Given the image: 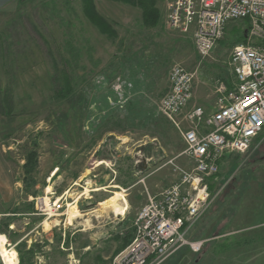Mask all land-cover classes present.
Wrapping results in <instances>:
<instances>
[{
    "label": "rangeland",
    "instance_id": "rangeland-1",
    "mask_svg": "<svg viewBox=\"0 0 264 264\" xmlns=\"http://www.w3.org/2000/svg\"><path fill=\"white\" fill-rule=\"evenodd\" d=\"M103 18L112 36L90 20L79 0H13L0 8V32L13 34L7 42L16 43L10 61L0 59L13 66L7 75L0 66V79L11 83L15 105L14 115L0 116V235L5 248L17 252V264H112L119 227L126 233L133 222H121L109 203L129 194L142 206L150 184L157 194L194 167L180 133L158 109L176 61L160 63L151 94L128 92L127 81L115 80V26ZM248 28L245 21L228 25L217 52L222 65L236 45L249 42ZM170 32L155 29L149 52L158 43L165 54L177 43L202 60L192 33ZM66 42L76 51L62 58L72 61L66 67L73 95L55 99L53 79L62 62L57 49ZM115 124L125 136L115 139ZM29 151L38 154L31 190L23 168ZM222 162L210 181L212 204L187 233L189 240H207L204 249L182 248L159 264H264V133L246 153ZM117 183L134 187L126 193ZM58 199L62 212L40 215L41 204ZM132 211L134 217L138 209Z\"/></svg>",
    "mask_w": 264,
    "mask_h": 264
},
{
    "label": "built area",
    "instance_id": "built-area-1",
    "mask_svg": "<svg viewBox=\"0 0 264 264\" xmlns=\"http://www.w3.org/2000/svg\"><path fill=\"white\" fill-rule=\"evenodd\" d=\"M245 20L249 39L259 43L252 45L249 40L233 48L229 66L236 83L229 90L217 82L213 113L190 107L196 72L181 64L170 70V88L158 109L180 133L184 154L194 167L148 197L133 220L130 243L112 264H159L185 247L202 252L207 240H189L187 233L212 204L210 179L219 174L225 156L246 153L264 133V0H168L167 28L192 33L202 59L212 56L231 22ZM120 84L115 83V88ZM63 210L60 199L38 208L42 216Z\"/></svg>",
    "mask_w": 264,
    "mask_h": 264
},
{
    "label": "crops",
    "instance_id": "crops-1",
    "mask_svg": "<svg viewBox=\"0 0 264 264\" xmlns=\"http://www.w3.org/2000/svg\"><path fill=\"white\" fill-rule=\"evenodd\" d=\"M79 1L82 2V0ZM99 1L103 4L105 11H102L98 7ZM145 1L146 0L143 1L144 4ZM147 1H151L150 3L152 7L158 11L159 22L156 27H150L146 25L143 8L141 7L139 0H95L97 11L102 14L103 17L107 18L109 21H112L115 26V80L119 79L127 81V86L129 87L128 92L151 94L154 87L156 86L155 73L157 72L156 70L159 68L160 63L163 62L167 64V62L169 63V61L174 60L176 61V64H184L187 68L196 72L197 74L194 82L193 99L191 103H193L195 106L203 107L207 113H213L216 110L217 82L220 81L225 83L229 90H232L236 83V78L229 66L228 58L224 60L225 63L222 65L219 61V56H217V52L221 49V43H219L211 57L199 61L198 59L196 60L194 56L190 57L184 53L182 44L177 43L176 45L178 47L167 50V53L165 54H163V51L158 47V43L155 44L156 50L149 52L150 49H154V40L152 36L153 31L159 28L162 33L163 29H168L166 26L168 0ZM11 2H13V0H0V8L7 6ZM147 4H149V2ZM170 33H172L171 35H174L175 37L182 36V33L180 34V32L172 31ZM192 45L195 49L194 43ZM215 66L220 68L215 71ZM166 82L167 90L163 93V96L170 88L169 75L167 76ZM131 88L133 89L131 90ZM119 136H125V134L121 133L119 125L115 124V139ZM234 155L235 154L227 155L223 159L226 158L228 161ZM222 161L220 162V167L223 163ZM212 179H210V181ZM115 181H117V178ZM115 185V187H118V189H121L124 192L126 191V193H128L131 188L134 187V184L129 185L128 183H117ZM154 190L155 188H153L150 184V193L148 192V195H155V193H153ZM118 191L119 190H116L115 192ZM125 196L127 199L124 198L120 202L122 213L117 214L119 220L124 222V224L129 221L133 222L134 217L144 205L143 203L142 206H137L130 201L129 194ZM133 208L138 209L134 217L132 216ZM123 229V226L119 227L120 235L116 237V239L120 241V245L117 248L119 251L116 250V253L123 250L130 243L133 236V228L132 230L128 228V232L126 233H123ZM130 231L132 232L131 236L129 234Z\"/></svg>",
    "mask_w": 264,
    "mask_h": 264
},
{
    "label": "trees",
    "instance_id": "trees-1",
    "mask_svg": "<svg viewBox=\"0 0 264 264\" xmlns=\"http://www.w3.org/2000/svg\"><path fill=\"white\" fill-rule=\"evenodd\" d=\"M23 1L24 0H19V3L22 4ZM139 1H140L141 7L143 8L146 25L150 27H156L159 22L158 11L152 7L150 3L151 1L146 0L145 4L143 3L144 0H139ZM82 2H83L84 11L90 17V20L94 22L95 24H97L101 28V30L106 32L108 35L112 36L113 31L111 30L107 22L104 20V18L101 15H99L96 9L94 0H82ZM148 2L149 4H147ZM245 23L248 25V21L245 20ZM248 34H249V30H248ZM12 35L8 34L7 36L4 32H0V59L7 60L8 55L10 54V51L14 50L16 43L7 42L9 40L7 38L9 37L13 38ZM16 37L17 36H14L15 39L19 40V38H16ZM57 50H58V55L61 58V60L66 54L70 55V54H74V52L76 53L75 48H73V45L70 42L68 43L66 42L64 45L59 47ZM9 61L7 62L6 65L5 64L0 65L1 67L4 68L5 75H7V71L9 73L10 70H13V66H10L8 64ZM71 64H72V61L63 59L62 62H60V64L57 66V69L59 67H61V69L59 70V73H58L59 75H56V77L53 79L54 86H55V91H54L55 99H66L69 96L73 95V87H72L73 79L69 75V70L66 67V66H71ZM8 76H10V74H8ZM12 78L13 76L11 74V79ZM14 113H15V105L13 102L12 85L9 81H7V83H2L0 79V116L9 117L11 115H14ZM23 168H24V173H25V185L27 186L28 190H31V188L36 185V181L34 180L33 176L36 173V170L38 168L37 152L35 151L28 152L26 156V162ZM9 226L10 224L7 225V227ZM248 242L251 243L252 241H248ZM238 245H241V243H239ZM27 254L30 257H32L34 254V248L29 249L27 251ZM24 260H25V255H21L20 261L24 262Z\"/></svg>",
    "mask_w": 264,
    "mask_h": 264
},
{
    "label": "bare ground",
    "instance_id": "bare-ground-1",
    "mask_svg": "<svg viewBox=\"0 0 264 264\" xmlns=\"http://www.w3.org/2000/svg\"><path fill=\"white\" fill-rule=\"evenodd\" d=\"M121 196H118L115 198V200L111 201L109 203V207L113 208V211H115L116 215L122 213V208L119 203ZM6 245V238L3 235H0V255L3 264H17V252L16 251H10L5 248Z\"/></svg>",
    "mask_w": 264,
    "mask_h": 264
}]
</instances>
